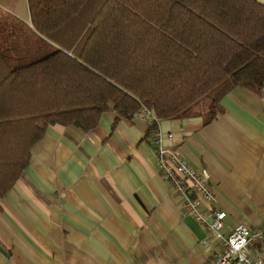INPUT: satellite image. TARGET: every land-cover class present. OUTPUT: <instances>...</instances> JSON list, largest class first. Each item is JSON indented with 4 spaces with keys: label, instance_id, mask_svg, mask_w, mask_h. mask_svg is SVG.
Returning <instances> with one entry per match:
<instances>
[{
    "label": "crops",
    "instance_id": "0c3cea01",
    "mask_svg": "<svg viewBox=\"0 0 264 264\" xmlns=\"http://www.w3.org/2000/svg\"><path fill=\"white\" fill-rule=\"evenodd\" d=\"M0 15L33 30L27 0H0ZM220 105L208 123L194 109L157 127L206 176L213 199L201 210L225 212L228 234L264 224V82L258 93L232 89ZM149 126L112 108L88 132L48 126L0 197V264H205L217 253L215 234L157 171ZM250 254L264 264V241Z\"/></svg>",
    "mask_w": 264,
    "mask_h": 264
},
{
    "label": "trees",
    "instance_id": "16d2710c",
    "mask_svg": "<svg viewBox=\"0 0 264 264\" xmlns=\"http://www.w3.org/2000/svg\"><path fill=\"white\" fill-rule=\"evenodd\" d=\"M27 2L34 31L0 15V197L50 125L88 132L110 108L130 118L141 107L158 119L196 109L208 123L232 89L263 86L256 0Z\"/></svg>",
    "mask_w": 264,
    "mask_h": 264
},
{
    "label": "built area",
    "instance_id": "2783aa9c",
    "mask_svg": "<svg viewBox=\"0 0 264 264\" xmlns=\"http://www.w3.org/2000/svg\"><path fill=\"white\" fill-rule=\"evenodd\" d=\"M137 119L156 124L150 139L155 147V166L160 176L165 179L181 196L183 211L192 216L198 223L206 225L221 243V249L212 254L205 264H262L251 257V248L264 241V224L249 228L238 224L228 234L223 232L226 213L211 211L206 216L201 210L204 200L213 199V188L206 176L194 169L175 149L165 145V135L157 127L159 120L151 109L141 107L134 113ZM171 137L167 134L166 138Z\"/></svg>",
    "mask_w": 264,
    "mask_h": 264
},
{
    "label": "rangeland",
    "instance_id": "374dc122",
    "mask_svg": "<svg viewBox=\"0 0 264 264\" xmlns=\"http://www.w3.org/2000/svg\"><path fill=\"white\" fill-rule=\"evenodd\" d=\"M198 107L201 108H206V106L209 108L210 106V98L205 96L202 98V100L200 101L199 105H197Z\"/></svg>",
    "mask_w": 264,
    "mask_h": 264
}]
</instances>
